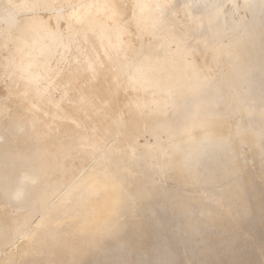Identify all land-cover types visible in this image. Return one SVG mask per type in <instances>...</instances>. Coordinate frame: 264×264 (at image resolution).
<instances>
[{
    "label": "rangeland",
    "instance_id": "1",
    "mask_svg": "<svg viewBox=\"0 0 264 264\" xmlns=\"http://www.w3.org/2000/svg\"><path fill=\"white\" fill-rule=\"evenodd\" d=\"M250 7L243 28L233 6L190 4L203 47L165 34L40 82L8 57L25 33L0 12V264H264V7Z\"/></svg>",
    "mask_w": 264,
    "mask_h": 264
},
{
    "label": "bare ground",
    "instance_id": "2",
    "mask_svg": "<svg viewBox=\"0 0 264 264\" xmlns=\"http://www.w3.org/2000/svg\"><path fill=\"white\" fill-rule=\"evenodd\" d=\"M197 2L221 8L233 6L239 14L238 26L243 28L247 22L240 16L242 9L247 8L251 13V4L264 7V0H0V12L12 15L10 20L17 16V27L25 33H11L15 37L13 44L19 50H10L8 57L18 66L25 67L27 77L32 81L40 82L48 78L64 80L62 73L70 65V59L73 58L74 63L79 61V53L106 60L124 49H132L135 41L159 42L165 34L170 35L169 39L176 46L194 44L203 47L204 38L199 36L203 31L199 29L205 19L189 9L190 4ZM150 7L156 10V17L151 18L148 14ZM232 32H235L234 28ZM192 41L193 44L188 43ZM154 69L158 70L157 65ZM52 71L57 72L50 76Z\"/></svg>",
    "mask_w": 264,
    "mask_h": 264
}]
</instances>
